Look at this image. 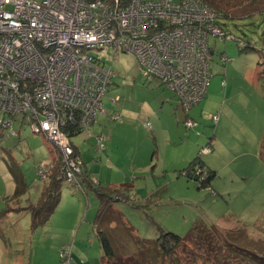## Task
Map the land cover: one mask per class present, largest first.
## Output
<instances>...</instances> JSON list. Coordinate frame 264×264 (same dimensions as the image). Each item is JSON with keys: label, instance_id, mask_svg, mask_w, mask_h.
Returning a JSON list of instances; mask_svg holds the SVG:
<instances>
[{"label": "rangeland", "instance_id": "obj_1", "mask_svg": "<svg viewBox=\"0 0 264 264\" xmlns=\"http://www.w3.org/2000/svg\"><path fill=\"white\" fill-rule=\"evenodd\" d=\"M221 24L231 36L209 38L213 52L209 86L188 116L170 89L144 79L134 54H114L109 47L89 52L115 75L95 119V123L103 122L97 135L90 136V126L73 136L71 143L84 152L83 144L90 137L97 143V137L103 136L104 147L111 137L112 149L98 152L95 148L94 155L119 172L111 179L120 183L121 190L125 188L129 200L114 202L97 227L93 220L99 205L96 195L76 190L66 181L49 222L34 232L29 215L4 213L14 208L10 201L16 189L13 174L28 187L19 206L38 200L37 171L55 158L56 149L43 135L33 133L22 115L11 118L14 135L0 128V264H60L65 253H70V264H99L98 230L118 241L117 256L128 260L127 264H137L139 259H127L132 255L126 240L155 242L161 233H173L197 252L195 240L208 237L213 227L231 232V238L255 242L241 245L259 252L256 243H264V13ZM239 39L250 49L242 52ZM0 118L9 121L8 115L0 114ZM185 121L193 126L188 129ZM195 159L203 170L198 181L180 175ZM212 243L210 258L222 253L224 262H230L227 257L232 255L224 250L223 238ZM188 251L181 246L174 256L182 264H217L202 258L189 263Z\"/></svg>", "mask_w": 264, "mask_h": 264}, {"label": "built area", "instance_id": "obj_2", "mask_svg": "<svg viewBox=\"0 0 264 264\" xmlns=\"http://www.w3.org/2000/svg\"><path fill=\"white\" fill-rule=\"evenodd\" d=\"M219 22L199 0H0V114L9 117L0 127L14 135L11 118L22 115L79 188L82 162L69 135L95 122L115 75L89 52L134 54L144 79L170 89L187 113L209 86V38L223 39ZM104 142L97 137L98 152ZM60 264H70V253Z\"/></svg>", "mask_w": 264, "mask_h": 264}, {"label": "trees", "instance_id": "obj_3", "mask_svg": "<svg viewBox=\"0 0 264 264\" xmlns=\"http://www.w3.org/2000/svg\"><path fill=\"white\" fill-rule=\"evenodd\" d=\"M199 1L208 5L220 17L221 21L219 22V24L224 33L223 39L231 35L224 30V27L221 22L225 20L248 19L257 15H262L264 13V0ZM215 38L218 39L219 37ZM239 41H242L239 42L241 44L240 47L243 49L242 52H245V50L250 49L249 44L247 42H244L241 39H239ZM243 43L245 44V47L243 46ZM197 106L198 104L193 108ZM190 111L187 112V116L189 115ZM81 132L82 130H79L78 128L74 127V129H71L69 136L72 138L73 136L79 135ZM54 157L55 158H51L50 163L44 167V178H37V180L41 182V190L40 196L35 203H31L23 207L19 206V200L23 195L26 194L28 187L20 176L16 175L14 177L15 174H13V179L16 183V189L14 194L10 197V201L13 202L14 208H9L8 210L6 209L4 213L13 212L25 213L29 215L30 231L32 232H34L40 227L45 226L49 222L50 217L53 215L60 203L62 183L66 181V178L64 176V172L61 170L62 161L60 154L57 150H54ZM196 159L193 160L186 169L180 171L181 176L186 177L188 180H199L198 177L201 176L203 170L201 165H198V163L196 162ZM195 165L198 166L199 170H196L197 168H194ZM209 175L211 176L213 175V173ZM77 180L79 188H76L71 184L70 185L77 190H81L83 193H86L87 191H92L97 197L99 205L95 218L93 219L94 226L96 225V227L98 226V223H100L102 219L105 218L103 216L104 213L107 211V209L112 206L114 202H119L120 200L126 202L128 200L125 193L123 192L125 188H122L121 190L120 188H112L109 186H101L99 184H94L93 181L89 178V176L82 170V167L80 174L77 175ZM206 182V184H208V180ZM201 187H205V185L202 184ZM10 198L5 201L6 205L8 204ZM203 233L205 234V232ZM230 233L231 232H222L220 229L213 227V230L209 231L208 237H205V235H201L199 240H195L194 247L197 248V252H193L191 250L192 247H188L187 243H185L180 237L174 235L173 233H161L160 236L155 240V242L136 239L130 240L127 243L126 240L127 246L131 248L130 251L132 255L131 258L127 259H133L132 257H135L136 260L139 259L137 260V264H182V260H180L177 256L175 257L174 254H177L178 249L183 246L190 249V251H188L187 253L189 263L191 261L195 263L196 260L202 258L205 261H214L217 264H264V243H262V246H259L261 245V242L258 244L256 243V246L258 245V247L260 248L259 252L255 253L245 249L243 245H241L246 243H249V245H253V243L255 244V242L250 240L245 241L239 238H231ZM195 235L199 236V234ZM212 235H214V237H212ZM97 238L99 240L100 249H102V256L99 260V264H107L110 263V261L112 260H116V264H127L128 260H123L122 257L117 256L115 243H117L118 241L114 242V240L111 239L109 235L102 230H98ZM221 238H223L225 242L224 250L227 252V254L232 255L230 257H227L230 262H224L225 258L223 259L224 255L222 253H220L221 256L213 255L212 259L210 258L211 252L214 250V243L212 242L219 241V239ZM234 242L240 244H238L237 246L234 244ZM148 246L151 247V251H144L148 249ZM231 261L237 262L232 263Z\"/></svg>", "mask_w": 264, "mask_h": 264}, {"label": "crops", "instance_id": "obj_4", "mask_svg": "<svg viewBox=\"0 0 264 264\" xmlns=\"http://www.w3.org/2000/svg\"><path fill=\"white\" fill-rule=\"evenodd\" d=\"M164 97H165L164 100L168 99L167 96H164ZM164 100L162 101V103L165 102ZM159 108H162V106H160ZM102 123H103L102 120L99 119L98 122H96V123L94 122L91 125L92 128H91L90 132H92L91 133L92 135H90V136L97 135L96 134L97 127H100V125ZM95 141L96 140L94 137H90L88 144H85V143L83 144L84 146L87 147V149L84 152H82L81 148L77 146V143L74 144L78 154L80 155V159L82 161V165H81L82 170L89 176V178L93 181L94 184H99L101 186H109L112 188L113 187L118 188V185L120 183H116V181H113L111 178H112V175H118L119 172L115 171V173H114V170L110 169L109 166L103 165L101 163V160H102L101 157H99L98 159L96 158V155H94V153L96 152V149H97V143ZM112 141H113V139L111 137L107 140L108 143H107V146L105 147V150H106V148H109V146H111V149H112V145H113ZM91 145H93V146H91ZM88 147H89V149H88ZM106 158H107V160H109L108 156ZM77 219H79V218H77ZM92 222H93V220H92ZM73 228L74 227H71L69 230H72Z\"/></svg>", "mask_w": 264, "mask_h": 264}, {"label": "clouds", "instance_id": "obj_5", "mask_svg": "<svg viewBox=\"0 0 264 264\" xmlns=\"http://www.w3.org/2000/svg\"><path fill=\"white\" fill-rule=\"evenodd\" d=\"M211 51H212V49H211ZM211 54H213V52H211ZM116 117L119 118L120 116H116ZM149 126H150V125H149ZM89 127H90V126H89ZM82 131H83V130H82ZM70 139H71V137H70ZM105 141H106V140H105ZM72 145H73V144H72ZM73 146H74V145H73ZM74 149L76 150L75 146H74ZM104 150H105V149H104ZM104 150H103V151H104ZM97 151H98V147H97ZM103 151H102V152H103ZM209 151H210V150H209ZM76 152H77V151H76ZM77 153H78V152H77ZM78 155H79V154H78ZM79 156H80V155H79ZM81 162H82V161H81ZM198 170H199V169H198ZM198 173H199V172H198ZM38 182H39V181H38Z\"/></svg>", "mask_w": 264, "mask_h": 264}, {"label": "bare ground", "instance_id": "obj_6", "mask_svg": "<svg viewBox=\"0 0 264 264\" xmlns=\"http://www.w3.org/2000/svg\"><path fill=\"white\" fill-rule=\"evenodd\" d=\"M243 46L245 47V44H244V43H243ZM195 106H196V105H195ZM193 107H194V106H193ZM193 107H192V108H193ZM192 108H191V109H192ZM191 109H190V110H191ZM190 110H189V111H190Z\"/></svg>", "mask_w": 264, "mask_h": 264}]
</instances>
